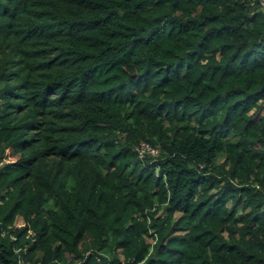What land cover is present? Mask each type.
<instances>
[{
  "label": "trees",
  "instance_id": "obj_1",
  "mask_svg": "<svg viewBox=\"0 0 264 264\" xmlns=\"http://www.w3.org/2000/svg\"><path fill=\"white\" fill-rule=\"evenodd\" d=\"M260 1L0 0V264H264Z\"/></svg>",
  "mask_w": 264,
  "mask_h": 264
},
{
  "label": "built area",
  "instance_id": "obj_2",
  "mask_svg": "<svg viewBox=\"0 0 264 264\" xmlns=\"http://www.w3.org/2000/svg\"><path fill=\"white\" fill-rule=\"evenodd\" d=\"M260 3H261V8L264 11V0H261ZM138 150L142 158L145 157L146 154H150V153L157 154L160 152L158 148H153L147 143H143L142 146L138 148Z\"/></svg>",
  "mask_w": 264,
  "mask_h": 264
},
{
  "label": "rangeland",
  "instance_id": "obj_3",
  "mask_svg": "<svg viewBox=\"0 0 264 264\" xmlns=\"http://www.w3.org/2000/svg\"><path fill=\"white\" fill-rule=\"evenodd\" d=\"M220 159L221 161L223 160V158H220ZM16 224L17 226H22L24 224V220L21 217H19L16 221Z\"/></svg>",
  "mask_w": 264,
  "mask_h": 264
}]
</instances>
